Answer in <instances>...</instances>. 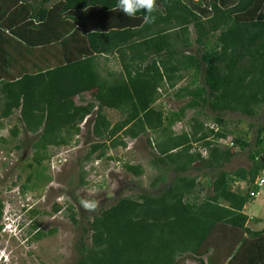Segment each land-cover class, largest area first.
<instances>
[{"label": "trees", "instance_id": "16d2710c", "mask_svg": "<svg viewBox=\"0 0 264 264\" xmlns=\"http://www.w3.org/2000/svg\"><path fill=\"white\" fill-rule=\"evenodd\" d=\"M24 1L40 30L36 23L47 19L52 0ZM53 1V12L65 17L62 40L47 46L31 34L21 42L19 69L0 79V131L18 111L11 136L23 139L14 147L32 149L21 192L52 181L51 148L71 145L89 117L90 146L81 162L114 160L110 149L147 136L157 169L150 184L156 191L119 197L88 220L72 264H264V226H248L249 206L264 188V124L253 147L243 135L221 144L231 134L225 112L255 117L264 108V0H157L151 22L144 12L129 18L112 11L117 0ZM169 92L185 101L178 110L159 105ZM106 109L122 118L112 121ZM191 109L196 114L176 130ZM236 148L249 150L251 164L227 170ZM124 168L145 173L140 163ZM80 171L81 184H89L84 166ZM62 209L58 203L53 211ZM39 213L30 210L31 221ZM66 213L79 224L73 202ZM223 227L242 232L224 259L209 254ZM55 232L39 230L34 239Z\"/></svg>", "mask_w": 264, "mask_h": 264}, {"label": "rangeland", "instance_id": "374dc122", "mask_svg": "<svg viewBox=\"0 0 264 264\" xmlns=\"http://www.w3.org/2000/svg\"><path fill=\"white\" fill-rule=\"evenodd\" d=\"M184 102V100L175 99L169 92L162 97L159 105L170 112L178 110ZM105 113L112 121L122 118V114L117 110L106 109ZM195 114V109L188 110L185 121L176 125L175 129L180 130ZM17 116L18 111L10 119L5 120V128L0 131V138L5 137L11 141L3 143L0 140V203L3 205L0 224L4 217L8 218L9 213L15 212H21L22 217L27 221L24 229L17 236H12L9 230L0 231V264H72L79 258L76 246L82 235L83 226L94 214L101 208L116 203L119 197L156 191L150 185L157 169L152 164L154 156L147 143V136L137 140L128 139L126 148L110 149L108 155L113 156L114 160L81 162L90 146L87 138L91 136L93 122H91L92 117H89L81 124V134L75 137L71 145L51 148L48 173L52 175V181L44 188L31 189L22 193L21 186L29 173V169L23 170L22 167L31 159L32 149L30 146H23L21 149L14 147L23 139V135H20L12 141L11 129L15 123H18ZM224 118L231 134L221 141L222 146H231L237 135H243L253 147L257 128L264 124V108L255 117L239 112H225ZM236 150L238 153L226 164L225 169L235 170L250 166L249 150L240 151L238 148ZM125 163H140L144 166L145 173L137 177L124 168ZM82 166L87 172L86 180L89 182L87 185L81 184ZM241 186L244 187L245 184ZM82 200L92 202L96 207L87 210L82 206ZM68 202H73L75 205L79 219L78 225H73L67 216ZM58 203L63 206V209L55 213L53 208ZM33 209H38L40 213L33 216L31 221L28 213ZM248 213L252 215L248 226L254 229L264 226V188L260 191V195L252 200ZM256 218H261L262 222H257ZM34 222L38 224L39 229H33ZM54 229L56 232L53 235L50 234L40 240L34 239L39 230L48 233ZM224 229L226 228L223 227ZM241 233L230 229L224 232L217 231L209 241V245L214 248L209 254L218 252L221 258H225L240 241L238 239ZM207 257L204 258L207 259Z\"/></svg>", "mask_w": 264, "mask_h": 264}, {"label": "crops", "instance_id": "0c3cea01", "mask_svg": "<svg viewBox=\"0 0 264 264\" xmlns=\"http://www.w3.org/2000/svg\"><path fill=\"white\" fill-rule=\"evenodd\" d=\"M47 6L51 12L45 21L34 22L39 24L40 30H37L31 23L32 10L24 0H0V79L11 77L10 72L19 69V60L26 53L21 42L30 39L31 34L35 33L47 46L57 44V38L62 40V19L65 17L58 11L53 12L57 2L52 0ZM199 180L206 181L202 175ZM201 195H204V192H201Z\"/></svg>", "mask_w": 264, "mask_h": 264}, {"label": "clouds", "instance_id": "9594fccd", "mask_svg": "<svg viewBox=\"0 0 264 264\" xmlns=\"http://www.w3.org/2000/svg\"><path fill=\"white\" fill-rule=\"evenodd\" d=\"M111 10H119L124 14V16H127L129 18H135L137 16V13L144 12V21L151 22L155 18L152 14L157 11V0H117V4L114 8H111ZM81 203L82 206L87 210H91L96 207L94 203L87 200H82ZM26 221L27 220H24V218L22 217L21 212L9 213L8 218L4 217L2 220V230L4 232H7V230H9V233L12 236H17V234L21 233L22 229H24Z\"/></svg>", "mask_w": 264, "mask_h": 264}, {"label": "built area", "instance_id": "2783aa9c", "mask_svg": "<svg viewBox=\"0 0 264 264\" xmlns=\"http://www.w3.org/2000/svg\"><path fill=\"white\" fill-rule=\"evenodd\" d=\"M258 185H259L260 187L264 186V178L259 179V181H258ZM253 194H254V193H252V195H253Z\"/></svg>", "mask_w": 264, "mask_h": 264}]
</instances>
